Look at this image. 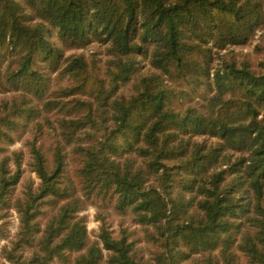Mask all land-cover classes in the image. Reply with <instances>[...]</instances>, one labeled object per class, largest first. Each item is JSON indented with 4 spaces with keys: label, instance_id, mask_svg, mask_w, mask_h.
<instances>
[{
    "label": "trees",
    "instance_id": "1",
    "mask_svg": "<svg viewBox=\"0 0 264 264\" xmlns=\"http://www.w3.org/2000/svg\"><path fill=\"white\" fill-rule=\"evenodd\" d=\"M11 210L0 264H264V0H0Z\"/></svg>",
    "mask_w": 264,
    "mask_h": 264
},
{
    "label": "rangeland",
    "instance_id": "2",
    "mask_svg": "<svg viewBox=\"0 0 264 264\" xmlns=\"http://www.w3.org/2000/svg\"><path fill=\"white\" fill-rule=\"evenodd\" d=\"M261 34V31L258 33V35ZM256 45V41L251 43L250 45L244 46V47H233L234 49V54L235 56L239 59V60H248L254 68L256 69H260V66H257L258 62L261 61L262 56L257 53L255 51L254 46ZM92 48H95V46H93ZM232 49V48H231ZM77 53L83 52L85 54L89 53L88 49L85 50H79L76 51ZM69 52H67V54H69ZM24 143L25 141H17L14 144L10 145L9 148L11 150H18V149H22L24 148ZM26 167V165H25ZM26 176L27 177H32L33 179H35L37 182L39 181V179L36 177L35 173H32L30 171H26ZM96 213H97V208L93 205H90L85 211L84 214H87L88 216V230L90 233V236L95 239L97 236V233L99 232L100 229V222L98 220H96ZM118 217L114 216L113 220L116 221L115 223H113L112 229L113 230H119V223L117 221ZM7 220V224H8V232H7V236L6 237H2L0 238V249L1 247H3L4 245H7L10 243V241L13 239V236L15 235V233L17 232L18 228H19V224H20V220H19V215L15 210H11V215L9 218L6 219ZM4 222V219L0 220V224H2ZM135 228V226L130 227V229ZM5 264H9L8 262Z\"/></svg>",
    "mask_w": 264,
    "mask_h": 264
}]
</instances>
